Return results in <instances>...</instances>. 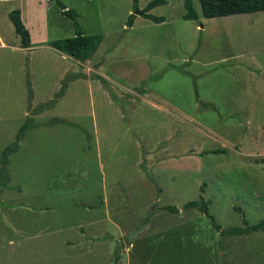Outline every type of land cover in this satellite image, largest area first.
<instances>
[{"label": "rangeland", "instance_id": "1", "mask_svg": "<svg viewBox=\"0 0 264 264\" xmlns=\"http://www.w3.org/2000/svg\"><path fill=\"white\" fill-rule=\"evenodd\" d=\"M151 1L52 0L29 50L0 9V264H264V232L183 209L264 219V11L206 19L191 0L185 21L164 0L154 23ZM58 2L102 36L89 61L48 45L75 35Z\"/></svg>", "mask_w": 264, "mask_h": 264}, {"label": "trees", "instance_id": "2", "mask_svg": "<svg viewBox=\"0 0 264 264\" xmlns=\"http://www.w3.org/2000/svg\"><path fill=\"white\" fill-rule=\"evenodd\" d=\"M139 0H132L133 8L136 9ZM202 16L206 19L223 18L234 15L243 14H255L264 11V0H199ZM165 4L164 0H153L149 2L145 9L143 10V17L154 23H162L164 20L161 17H155L149 13L150 10L156 6ZM61 14L72 22L75 29V35L73 37L59 39L50 42L48 45L56 50L57 52L70 57L71 59L78 62L89 61L94 54L97 52L101 42V35H86L78 23V14L75 10L66 8L63 4L58 2ZM183 6L185 13L182 18L185 21H197L198 14L193 8L191 0H184ZM8 18L14 28L15 33L20 37L21 48L29 50L31 47L30 34L29 31L24 26L20 12L18 10L12 11L8 14ZM135 16L132 14L128 19V27L133 24ZM103 82V81H102ZM106 87V85H105ZM108 89V87H106ZM111 96L113 94L110 93ZM206 109H214L212 105H203ZM11 152L14 151L13 148L8 147ZM213 154H218L219 151H212ZM202 191V188H201ZM209 203L205 201L202 197H199L196 201H191L183 206L184 210L195 209L206 217H208L212 223L213 228L220 233L221 236H234L239 237L248 234L262 233L264 232V219L260 220L258 223L253 225H248L243 219V227L231 228L224 230L220 225L216 224L214 220L210 217L208 213ZM162 211L168 212L170 214H177L179 211L177 208L172 206H165L161 208ZM239 210V209H238ZM244 215L242 214V217Z\"/></svg>", "mask_w": 264, "mask_h": 264}, {"label": "crops", "instance_id": "3", "mask_svg": "<svg viewBox=\"0 0 264 264\" xmlns=\"http://www.w3.org/2000/svg\"><path fill=\"white\" fill-rule=\"evenodd\" d=\"M51 3L52 0H0V9L2 8L5 9L3 13L4 19L6 21V24H8L7 28L9 29V32L12 33V38L14 40L13 41L14 43L13 42L12 43L15 45V47H18L19 45L21 46V40L20 37L15 33L11 23L8 21L7 13L12 9H18L24 26L29 30L31 43L33 44L40 41H44V39H42V32H43V28L46 25V17L48 14V10L51 8ZM24 18H27L28 22H31L33 25L37 27V34H36L35 27L32 26L35 30V34L38 39L33 38L32 29L27 25ZM6 44L7 42L4 40V38L1 36L0 33V47H4L6 46ZM34 47L40 48L44 46L43 44H39L38 46L33 45L29 49H32Z\"/></svg>", "mask_w": 264, "mask_h": 264}, {"label": "water", "instance_id": "4", "mask_svg": "<svg viewBox=\"0 0 264 264\" xmlns=\"http://www.w3.org/2000/svg\"><path fill=\"white\" fill-rule=\"evenodd\" d=\"M139 15H142V12H141V13H139Z\"/></svg>", "mask_w": 264, "mask_h": 264}]
</instances>
